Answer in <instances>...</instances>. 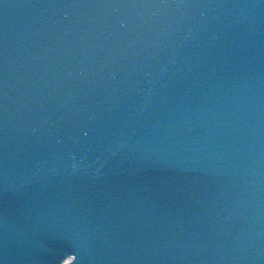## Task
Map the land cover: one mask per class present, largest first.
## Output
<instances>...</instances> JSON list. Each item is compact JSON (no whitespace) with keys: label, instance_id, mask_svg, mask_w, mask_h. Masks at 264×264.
<instances>
[{"label":"water","instance_id":"95a60500","mask_svg":"<svg viewBox=\"0 0 264 264\" xmlns=\"http://www.w3.org/2000/svg\"><path fill=\"white\" fill-rule=\"evenodd\" d=\"M0 264H264V0H0Z\"/></svg>","mask_w":264,"mask_h":264}]
</instances>
